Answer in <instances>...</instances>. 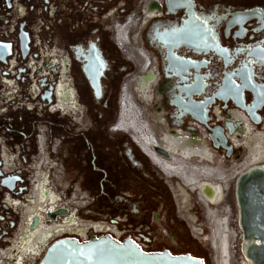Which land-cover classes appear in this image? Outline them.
Instances as JSON below:
<instances>
[{
  "label": "flooded vegetation",
  "instance_id": "flooded-vegetation-1",
  "mask_svg": "<svg viewBox=\"0 0 264 264\" xmlns=\"http://www.w3.org/2000/svg\"><path fill=\"white\" fill-rule=\"evenodd\" d=\"M263 134L264 0H0V264L38 259L24 240L35 215L59 237L108 232L183 254V211L193 221L192 194L207 209L219 183L167 165L234 171ZM218 150L243 155L225 166ZM43 188L54 201L38 202ZM49 207L67 214L50 220ZM109 216L116 226L90 220Z\"/></svg>",
  "mask_w": 264,
  "mask_h": 264
},
{
  "label": "water",
  "instance_id": "water-1",
  "mask_svg": "<svg viewBox=\"0 0 264 264\" xmlns=\"http://www.w3.org/2000/svg\"><path fill=\"white\" fill-rule=\"evenodd\" d=\"M156 151L169 155L161 147ZM235 195L243 247L251 264H264V168L256 166L241 174ZM34 264H205V261L191 254L148 252L131 238L121 241L109 233L93 231L86 240L77 236L58 238Z\"/></svg>",
  "mask_w": 264,
  "mask_h": 264
},
{
  "label": "bare ground",
  "instance_id": "bare-ground-1",
  "mask_svg": "<svg viewBox=\"0 0 264 264\" xmlns=\"http://www.w3.org/2000/svg\"><path fill=\"white\" fill-rule=\"evenodd\" d=\"M128 116H131V115H128ZM127 126L129 128L130 132H134V133L136 132V134L138 133L142 137H144V139L147 141V143L148 142L153 143V138H151L150 133H148V130L144 127V125L143 126H141L139 124L134 125L133 123L128 122ZM256 166H262L264 168V140H262L260 138H258L256 140L255 144L253 145L249 159L240 168H237L234 171H230V172H226V173H222L220 171L214 172V171L202 168V167H197L195 165L188 164L187 162H183V161L180 163H176V164H169V165H167V169L169 171H171L172 173H175L177 176L187 179L193 185L196 184V182L198 180H200V179L203 180L205 178L212 180L215 183H219L217 185L210 183L212 186H214V189L216 190V197L213 200H212V198H210L211 201L209 203L210 205L218 206L222 202H224L226 197H227L226 191L228 190L230 180H236L235 182H233V183H235V186H234V191H235L236 182H237V179L239 178V176L241 174H243L244 172L248 171L249 169L256 167ZM245 167H247L246 170H244ZM204 184L205 183H202V184L197 186L201 195H202V189H203ZM208 188H209L208 186L205 187L204 192ZM47 197H50L52 199V201L55 200L53 195L50 194V192H48V190L43 188L42 189V196L41 195L38 196V202H41V200H43V199L46 201ZM235 199H236V195H235ZM44 200L42 201V203L45 202ZM236 206H237V201H236ZM35 208H37V207H35ZM44 209H45V207H44ZM51 210H52L51 207H49L47 210H44V211H46L47 217L50 220H54L56 218V215H58V214H61V215L67 214V211L64 208H62V209H59V211H57L54 218H52L49 216V214L52 213ZM237 213H238V206H237ZM207 216L209 219V229H210L209 232H211V248H212L213 253L215 254L214 255L215 264H232L234 239H233V235L231 233V229H232L231 227L232 226L230 224L229 215L228 216L219 215V212L218 213L213 212V209L211 208V206H208L207 207ZM40 220L41 219H40L39 215H35V216H33V218H31V222L29 224L30 231L24 237V240H32V244H30V243L28 244L27 251L30 252V255H32V257H34L36 255L38 258H41L42 254H43L44 250L47 248V246H49L53 241L60 238L58 236L59 233L52 234L53 232L50 231L51 229H55L57 226L51 228L50 230L49 229L43 230L42 229L43 226H42ZM69 223L64 224V226L70 225ZM79 225L82 228H84L85 230L89 229L80 223H79ZM238 226H239V229L241 231L239 221H238ZM70 227L71 226H69V228ZM69 228L67 227V229H69ZM94 228H95V226H94ZM22 229H23V225L20 226V230H22ZM61 230H63L62 227H61ZM33 231H36V232H33ZM46 231L49 233H47ZM29 233L30 234L32 233V237L28 236ZM78 233L82 234V230H79ZM241 234H242V232H241ZM34 237L38 238V242L41 243V247H35V248L39 249V251L37 250L38 252H36V253H32V250H30V248L32 247V245L35 242ZM83 240H86V239H83ZM241 253H242L244 259L246 260L247 264H251L247 254H246L245 247H243V238L241 240ZM18 255L20 256V254H18ZM37 260L34 261L33 264L35 262H37Z\"/></svg>",
  "mask_w": 264,
  "mask_h": 264
},
{
  "label": "rangeland",
  "instance_id": "rangeland-1",
  "mask_svg": "<svg viewBox=\"0 0 264 264\" xmlns=\"http://www.w3.org/2000/svg\"><path fill=\"white\" fill-rule=\"evenodd\" d=\"M84 126H85V124H84ZM79 127H81V126H79ZM134 134L136 135V133H134ZM217 152L219 154L218 155L219 160L221 159V161L223 162V165H225V166L229 165L230 160H232V159L239 160V159H241V157L243 155V152H241V154L238 155V153L236 151L235 154L228 157L227 154H223L219 150ZM74 170H75L74 167L71 165V170L66 172V177H65L66 180L68 179L71 181L74 178H76V172ZM233 182H235V180H230L228 190L226 191L227 197H226L225 201L222 202L218 206L211 205V208L213 209V212H217V213L219 212V215H223V216L229 215V217H230V224L232 226L231 227L232 228L231 233H232L233 239H234L232 264H247L246 260L244 259L243 255L241 253L242 234H241V231H240L239 226H238V213H237L235 191H234L235 183H233ZM64 191H65V196L68 198L71 197L75 192V190H73L72 188H67V187L64 188ZM84 191L95 192V191H97V189H93L89 186H86L85 188L82 189V192H84ZM192 195H193L192 199H191L192 206H191L190 214L194 217V220L193 221L190 220L189 213L186 210L183 211V214L185 216V220H187L186 222L188 224H190V226L192 225L193 239L189 243V244H191L190 247L186 248V250L183 252V254H191L192 256L197 257V258H201L203 260L205 258V260H204L205 264H215V260H214L215 254L213 253L212 248H211V232H209L210 231L209 219L207 217V209H206L207 205L202 204L201 202L198 203L195 199L196 198L195 193ZM176 197H177L178 202H179V197L177 196V194H176ZM86 207L87 206H85L84 208H86ZM107 207H108V205L106 204L105 201H99V202H96L95 206L93 207V210H95L96 212L101 213V214H106L109 212L107 210ZM84 208H82L80 210V215H82ZM111 218H115V217L109 216L107 220H105L104 218H100V217L96 218V219H90V218H85V219L103 221V222L109 221V223H111L110 222ZM82 222H85V221H82ZM81 224L83 226H85L84 224H86V223H84V224L81 223ZM200 226L203 228V232H201L200 236L199 235L198 236L203 242L206 241L205 242L206 246L203 245L200 240H198L197 232H198ZM205 228H208V229L205 230ZM185 237H187V236H185Z\"/></svg>",
  "mask_w": 264,
  "mask_h": 264
},
{
  "label": "built area",
  "instance_id": "built-area-1",
  "mask_svg": "<svg viewBox=\"0 0 264 264\" xmlns=\"http://www.w3.org/2000/svg\"><path fill=\"white\" fill-rule=\"evenodd\" d=\"M118 219V218H117ZM109 222V221H108ZM111 222V221H110ZM111 224H113L114 226H116V224L114 223V222H111ZM116 230H117V235H118V237L120 238V237H123L124 236V231H121L118 227L116 228ZM113 233V232H112ZM103 234H108V232H104ZM109 234H111V233H109ZM118 239V238H117ZM137 241L139 242L140 241V238H137ZM38 260H39V258H38ZM37 260V261H38ZM36 263V262H35Z\"/></svg>",
  "mask_w": 264,
  "mask_h": 264
}]
</instances>
